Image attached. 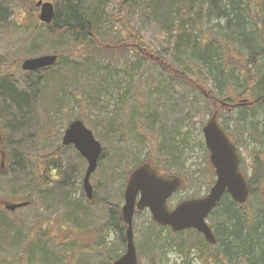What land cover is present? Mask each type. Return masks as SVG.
Returning <instances> with one entry per match:
<instances>
[{"label":"trees","instance_id":"16d2710c","mask_svg":"<svg viewBox=\"0 0 264 264\" xmlns=\"http://www.w3.org/2000/svg\"><path fill=\"white\" fill-rule=\"evenodd\" d=\"M12 1L14 0H0L2 27H5L12 19L9 6ZM18 2L23 16L28 19L34 14L35 9L31 10V8L35 0H18ZM64 3L63 7L56 8L50 25L38 23L34 27L37 38L24 49V53L29 55L37 51L36 42L42 47L48 43L44 40L46 38L66 39L64 47L52 48L53 54L57 56L54 66L32 73H26L20 69L18 78H12L11 73L0 70V120L2 127L6 130L0 136V186L4 183L11 187L13 194L20 193L25 202H30L31 199L39 196L45 204L46 212L50 209L51 212L59 213L56 206L58 201L60 203L63 200L61 204L67 208L66 216L76 219L77 211L81 212L87 226L89 217L86 216L90 206L106 208L109 219L99 231L119 228L118 238L124 250L125 226L121 220L118 205L110 204L112 202L107 198L97 196H94L93 201L85 200V205H81L78 202H71L70 191L61 182L56 186H47L48 180L46 176H43V171L52 175L58 174L63 165L62 163L57 165L58 162L55 159H58L64 147L59 144L52 153H46L39 158L42 164L34 167L39 174L36 181L31 179L33 165L24 149L27 146L26 142L35 144L36 137L43 133V126L47 128L43 136H46L49 127L53 128L55 123L65 127L66 123L72 119L70 115L74 109L72 104L79 101L81 111H78L75 117L73 116L74 120L80 119L83 123L86 119L90 123L96 122L98 126L103 127L102 132L99 130L96 133L98 136L101 134L113 139L119 133V137H116L117 141L125 144L123 147H118L119 150L116 153L120 156L116 161L112 158L113 156L108 157L105 149L103 150L98 166L100 167L103 161L112 162V166L105 169L107 173L101 185L103 190L104 187L114 185L115 180H118L120 176L124 181L122 187H125L126 179L133 169L149 161L159 171L174 172L182 177L189 174L185 171L186 168L183 167L181 160L182 148L177 147L173 136L166 133L162 126L156 130L158 120L155 112L145 114L144 109L141 113L140 109L144 107L141 102L143 95L137 90L138 86L134 85L130 89L131 84L134 83L133 75H136L139 70L149 69L145 67L146 62L156 64L155 66L161 67L165 74L168 73L169 83L173 80L181 81L189 88L188 92L197 91L200 98L205 101L208 115L218 110L220 127L235 144L237 153L240 155V170L246 176L250 187L249 199L246 203L239 205L225 195L210 214L208 223L216 238L214 245L207 244L201 235L193 230L174 233V235L183 238L182 240L185 236L189 238L188 249L198 246L202 252L201 257L208 264H264V196L262 193L264 191V0H64ZM113 3H116L115 7L110 6ZM29 5L31 7L28 9ZM129 12L139 15L141 22L147 23L148 28L157 33L163 45L159 54L162 58L168 56L169 63L164 65L158 53L152 48L143 47L141 38L131 40L130 37L129 42L132 48L144 49L138 53L144 59L136 55V60L130 66L131 81L125 82L123 92L116 98L118 107L111 112L112 116H110L105 107L101 106L102 91H107L108 87L94 76H90L88 81L91 82L87 83L81 79V75L86 76L90 73H87V67L91 63L96 66L98 72H107L110 76L109 68L106 66L101 68L98 64L99 59L95 60L91 57H99L106 53L104 50L111 49V54L120 50L122 46L115 45L118 44V39L113 36V27L121 22L123 29L120 27L119 30L129 33L131 29H125L126 24L122 21L123 16L128 15ZM113 37L115 43L112 46L113 42L111 43L108 39ZM151 54L160 59L155 61V58H151ZM147 57L151 61L145 59ZM14 62L21 64L16 60ZM0 65L2 68L9 69L2 57H0ZM112 69L116 71L115 67ZM160 77L150 78L149 86L151 88L152 85L156 86V81L161 79ZM136 82L140 86V80ZM172 97L175 100L176 95L173 94ZM179 100L184 102L180 97ZM222 103L225 104L224 107H221ZM118 111L123 115L117 113ZM136 114L139 116L138 120L135 118ZM124 118L128 123L136 120L137 134L142 137L137 143L146 145L147 148L148 142L153 143V146H156L153 147V151L157 159L149 153L144 156V159L132 158L130 151L132 148L128 146L129 142L125 136L126 134L129 136L130 132L124 121H120ZM51 123L52 125H49ZM153 134L156 137L152 136ZM149 136L152 137L146 140ZM158 137L159 142L155 144ZM2 140L7 141L8 145L11 144L10 151L1 145ZM199 144L207 152L205 146L202 143ZM245 144L252 146L249 150L250 166L245 165L239 152V149L246 146ZM1 152L5 154L3 166ZM206 159L205 177L213 174L208 158ZM160 164L162 167L159 166ZM173 164L178 166V170L174 171ZM99 167L97 170L100 169ZM36 170H34L35 174ZM69 172L78 174L76 166H72ZM79 173L77 176L81 178L82 170ZM69 178L67 175V180ZM61 179L60 177L59 180ZM14 188H17L16 192ZM56 216L55 219L52 217L48 219L56 221L52 223H57V229L66 230L62 223H66L68 218H64L63 212ZM42 218V214L35 215L38 224L24 235L18 231V226L15 227L13 222L5 218L0 210V231L2 230L3 236L0 237L6 238V245L15 249L20 244H24L20 252L22 257H19L17 264L23 263L25 255L29 259L34 253L38 256L36 264H60L55 259L56 253L47 248L48 233L43 232L37 237L31 236L38 229L40 230ZM152 225L157 227L154 223ZM28 229L30 230L29 226ZM169 232L172 233L170 230ZM66 240L68 242L69 238ZM185 241L179 242L183 250ZM163 246L171 245L162 242L155 228L149 227L144 237V246L137 251L139 264H143V260L149 262L147 264H161L160 254ZM2 247L0 246V253ZM183 250L181 252L185 256L187 250ZM103 255L102 264H112L120 256L115 249L107 250ZM1 256L0 264H2ZM74 259L76 264H89L87 261ZM28 264H34V262L28 261Z\"/></svg>","mask_w":264,"mask_h":264},{"label":"rangeland","instance_id":"374dc122","mask_svg":"<svg viewBox=\"0 0 264 264\" xmlns=\"http://www.w3.org/2000/svg\"><path fill=\"white\" fill-rule=\"evenodd\" d=\"M38 1V0H35ZM47 1L49 3H52L55 5V9L63 7L64 0H43ZM116 3L110 4L111 7H115ZM10 13L12 19L9 20L7 25L5 27H2L0 25V57L4 58V60L7 62L9 69L2 68L0 65V70H2L5 73H11L13 76L12 78H18L20 76V65L16 64L14 61L20 63V60L22 59H31L34 57H41L42 55H52L53 54V47H59L62 48L65 46V43L67 42L66 39H58V38H46L44 39L46 44H44L42 47L38 42H36L37 51L35 53H31L29 55H26L24 53V49L29 46L31 41L33 39H36L37 33L34 31V27L38 25V18L37 14L39 13V10L34 5L31 10H34V14L32 16H29L28 19L23 16L20 12V5L18 0L12 1L10 4ZM31 6L29 5L28 9ZM9 19V18H8ZM7 19V20H8ZM123 24L125 29H131V31L123 32L122 30H119L120 27L123 29L121 22L118 24H115L113 27V36L118 39V46H122L120 50H118L117 53L111 54L110 50H104L102 55H99V57L92 59H99L98 64L101 65V68H109L110 76H108L107 72L100 73L98 72L97 68L93 64H89L87 67V73L90 72L88 75L84 76L81 75V79L87 83L91 82L88 81L90 79V76H94L97 79L103 81L102 83L104 86L108 87L107 91H102L101 94V102L103 101L102 105L105 107V110L109 112L110 116H112L111 112L115 110L118 105L116 103L117 96L122 93L125 82H130V75H131V64L136 60V55L142 59H144L142 56H140L138 53L140 51H143L139 48V50L132 48L130 45L131 42H129L130 37L132 39H142V44H144L143 47H146V49L152 48L154 52L158 53L162 50V42L158 39L157 33L155 31H152L148 28L147 23L141 22V18L139 15H135L134 13L129 12L128 15L123 16ZM136 33V34H135ZM138 34V35H137ZM114 37L110 40L112 43L114 40ZM129 42V43H128ZM115 42L112 43V46ZM128 45V46H127ZM62 46V47H60ZM111 46V45H109ZM127 47V48H126ZM108 49V47H107ZM160 55V54H159ZM151 58H155L156 60H159L160 58L156 55L152 54L150 55ZM161 57V55H160ZM90 58V59H91ZM162 58V57H161ZM151 61L149 57L145 58ZM163 59V60H162ZM160 59L164 65L169 63L168 56ZM159 64V63H158ZM156 65V64H155ZM154 64H150L148 62L145 63V67H148L149 69L139 70L137 72V76L133 75L132 79L134 80V83L131 84L132 89L135 86H138V89L142 95L143 98L141 99L143 102V108L140 109L141 113L145 109L146 113H152L155 112L157 115L158 120V126L156 130L160 129L161 126L163 129H165L166 133H169L173 136L174 142L177 145V147L182 148V152L180 153L183 167L186 168L185 171H188L189 174H185L184 177L188 181V188L185 189L183 192H179L172 196L171 199H169L167 202L168 209H173L176 205H178L180 202L184 201L185 199H195L197 197H204L209 192V188L215 181V177L213 174H210L209 176L205 177L204 169L206 168V158H208L207 152H205L201 146L203 144V134L201 133V129L203 127V124H205L209 118L210 115H208V110H206L205 101L204 99L200 98V94H198L197 91L189 90L188 87H186L183 82L175 81L173 80L172 83H169L168 81L170 78H168V73L165 74L161 67L155 66ZM113 67H115L116 71H113ZM22 71V70H21ZM96 73H98L96 75ZM15 75V76H14ZM150 76V77H149ZM158 76H161L158 81H156V86L152 85V88L149 86L150 78L156 79ZM169 79V80H168ZM136 80H140V86L136 82ZM82 82V81H81ZM151 82V81H150ZM121 85V87H117ZM169 86L170 89L168 88ZM156 87V88H154ZM151 88V92L150 89ZM134 90V89H133ZM131 91V90H130ZM132 92V91H131ZM150 92V93H149ZM173 94L176 95L175 100L173 99ZM179 97L184 100V102H181L179 100ZM176 101V102H175ZM129 102V100H128ZM193 102V103H191ZM79 101H76L73 103V112L70 113L72 116V119L75 117V115L78 113V111H81V107L79 106ZM132 103V102H130ZM102 107V108H103ZM117 113H121V116L123 115L122 112L118 111ZM74 116V117H73ZM136 120L139 119V116L135 115ZM69 120L68 123H66V126H61L60 124H54L53 128L52 126L49 127L46 136H43L42 134L45 133L47 130L46 127H42V134L40 133L36 137L35 144L30 142L27 144L26 142V148L24 149L25 154H27L31 159V163L33 165V174L32 180L36 181L37 178H39V174L37 170L34 167H39L42 162L39 160L40 157L46 155V153H52L57 146L61 143L62 135L64 131L67 129V126L70 122L73 120ZM127 119H122L120 121H124L123 123L127 125L128 132H130L129 136L126 134V138L128 140V146L132 149L130 150L132 153L133 159H144V156L149 153V155H152L155 159H157L156 153L153 151L156 146H153V143L148 142L147 145L149 147L147 148L146 145H140L137 143L139 141L140 135L137 134V125L136 120H132L131 123H128L126 121ZM85 126L89 130H91L94 134V137L100 142L101 146L105 149V153L108 154V157H112L115 161L120 156L116 152L119 150V146H125L123 142H118L116 137H119V133L114 136L115 138L111 139V137H106L105 135H97L96 133L100 130L102 132L103 127L98 126L96 122L90 123L86 119L84 121ZM130 124V125H128ZM49 125H52L49 124ZM48 125V126H49ZM95 126L94 128L92 126ZM136 125V126H135ZM96 129V130H95ZM6 130L2 127L1 120H0V136H2L3 133H5ZM146 133V131H145ZM155 136L156 135H152ZM152 136H149L146 138V140ZM38 138V139H37ZM158 139H156V143L158 144ZM2 144L4 148L8 151H10L9 147H11V144L8 145V142L2 140ZM127 142V141H126ZM125 142V143H126ZM246 146L239 149L240 154L242 155V159L245 163V165L250 166V153L249 150L252 148L251 145L245 144ZM205 146V144H203ZM154 147V148H153ZM45 148V150L43 149ZM207 156V157H206ZM64 158V161H63ZM58 160L62 161V168L59 170L57 175H52L50 173H44L43 176L47 177L48 182L50 180L52 183L48 184V187L56 186V182L59 181L60 177L63 178L64 174H66L70 177L68 182V189L70 191V200L71 202H78L79 204H84L87 201L86 197L83 196L80 192V186H81V179L84 174V169L86 167V162L80 157L78 158L77 154L74 152V150L67 151H61V155L58 157ZM114 161V162H115ZM65 162V163H64ZM100 164V163H99ZM169 165V164H167ZM175 164L172 165V167ZM72 166H76V171H78V174H74L72 172H69L70 168ZM112 162L103 161L100 165V169L95 171L91 178L90 183L92 184L93 188V194L97 196L98 198H107L110 202V204H114L115 206L118 205L119 210L124 205L123 204V189L122 184L124 185V181L122 180L121 176L118 178V180H115L114 185H110L107 188L104 187V190L102 188V180H104L107 171L105 170L107 167H111ZM159 166L162 167L160 164ZM168 167V166H167ZM177 167V168H176ZM36 170V174L34 172ZM44 170V168L42 169ZM82 170V176L81 178L78 177L80 171ZM178 170V166H174V171ZM165 172V171H164ZM174 173V172H173ZM249 174V173H247ZM204 176V177H203ZM5 180V179H4ZM34 184V182H33ZM15 187V186H14ZM17 191V188H14V192ZM264 196V191H262ZM37 195V193H34ZM62 199V198H61ZM86 200V201H85ZM100 200V199H99ZM25 201L24 197L18 193L13 194V190L11 187L5 185L4 183L0 186V210L3 212V215L7 220H10L14 223L15 227L18 226V231L22 232L24 235H27L29 231H31L32 227H35V225L38 224V220L35 219V215L42 214L41 225L40 230L38 229L36 232H34L31 236H38L39 234L48 233L46 235L49 239L47 242V248L49 251H53L56 253L55 258L58 263L60 264H76L75 261L77 258L78 261H87L89 264H102V260L104 258L103 253L107 250H117V253L121 256L124 254L125 249L123 250L121 247L119 236V228L117 229H107L104 230V232H101V226L106 223V221L109 219L108 211L106 208L104 209L102 206L92 207L88 209L87 218L89 217L87 223L88 226L85 224L84 217L81 215V212H78L77 218H73V221L76 223V226L71 221L72 219L68 218L66 216L67 208L62 203L63 200L59 203L58 201V210L59 213L51 212L49 209V212L45 211V207L43 202L41 201L40 197L37 196L36 198H33L30 200V204L27 205L24 208H19L15 210V212L10 213L5 211L3 209V203L9 202V203H15V202H23ZM100 203H98L99 205ZM63 212L64 218H68L66 220V223H62L65 225V228L67 227H73L77 231L76 233H69L67 230H60L56 228V224H53L54 220H49L48 218L55 219L57 216L60 215ZM51 213H53L51 215ZM50 214V215H49ZM56 214V215H55ZM49 215V216H48ZM48 216V217H46ZM66 216V217H65ZM46 217V218H45ZM86 219V218H85ZM51 222V224H49ZM53 222V223H52ZM29 226L30 230L28 229ZM68 223V224H67ZM69 224H73L72 226ZM151 220V214L148 213V211H140L138 214H135L132 222L133 230H134V244L137 251L143 248L144 246V237L147 235V229L149 227H154L155 231L160 236L161 241L169 243L171 246H163L162 252L160 254L161 264H208V262L204 261L202 256V252L200 251V248L197 247H189V238L185 236L184 240L183 238H178L174 234L170 233L168 228H162L155 227L152 225ZM22 225L23 227H21ZM83 225V228H82ZM75 226V227H74ZM78 227V228H76ZM2 229V228H1ZM2 231V230H1ZM0 231V236H2V232ZM3 237V236H2ZM27 237V236H26ZM66 238H69V241L67 242ZM202 238V236H201ZM203 239V238H202ZM6 238L0 237V246L2 247V251L0 253L2 264H17V260L19 257H22V253H20L23 249L24 244H20L17 249L9 247L6 245L7 240ZM186 240V241H185ZM180 241H185L184 243V250H187L186 255L181 252L182 246L179 245ZM103 242V243H102ZM24 243V242H23ZM183 250V251H184ZM214 250V249H213ZM16 251V253H14ZM16 254V255H15ZM138 254V253H137ZM140 256V254H139ZM37 255L34 253V255L30 256L28 259V256H24V260L22 264H28V261L34 262L36 264ZM141 257V256H140ZM137 255V260H138ZM72 260V262H71ZM139 263V260H138ZM146 260H143V264H147Z\"/></svg>","mask_w":264,"mask_h":264},{"label":"water","instance_id":"95a60500","mask_svg":"<svg viewBox=\"0 0 264 264\" xmlns=\"http://www.w3.org/2000/svg\"><path fill=\"white\" fill-rule=\"evenodd\" d=\"M35 5L39 9L37 15L39 22L50 25L55 16L54 5L42 0L37 1ZM56 59L57 56L53 54L21 60V69L24 72L43 70V68L54 66ZM221 106L224 107L225 104L222 103ZM217 115L218 112L215 111L201 130L203 142L210 155L209 163L216 177L209 193L204 198L184 200L169 211L166 201L173 194L182 192L186 188V179L175 174L159 175L149 163L137 167L126 180L123 192L124 205L120 212L121 219L126 226L124 233L126 250L113 264H138L132 226L135 211L148 210L156 225L169 227L172 232L193 229L203 235L206 243L214 245L216 238L206 220L212 210L218 206L221 198L228 195L239 205L247 202L250 187L239 169V154L236 152L234 143L220 128ZM62 145H72L74 150L86 160L87 168L82 183L87 199L91 200L93 189L89 179L95 172L103 152L99 142L93 137L91 130L85 127L80 120H75L69 123L64 131ZM1 156L3 162L4 153ZM27 204L28 202L15 205L5 203L4 209L14 212L18 208L26 207Z\"/></svg>","mask_w":264,"mask_h":264},{"label":"flooded vegetation","instance_id":"af4514ba","mask_svg":"<svg viewBox=\"0 0 264 264\" xmlns=\"http://www.w3.org/2000/svg\"><path fill=\"white\" fill-rule=\"evenodd\" d=\"M63 147H64V146H63ZM63 150L69 152L70 150H73V148H72V146H67V147H64L61 151H63ZM77 156H78V158L80 159L81 156H79L78 154H77ZM81 158H82V157H81ZM83 160H84V159H83ZM55 161L58 162L57 165L61 164V162H62V161H60V160H58V159H55ZM63 161H64V158H63ZM84 161H85V160H84ZM49 162H50V161H49ZM85 162H86V161H85ZM149 162H150V161H149ZM50 163H51V162H50ZM64 163H65V162H64ZM150 164H151V163H150ZM86 165H87V162H86ZM51 166H52V165H51ZM151 168L155 169L152 165H151ZM155 170L158 172L159 175H163V176H167V175H171V174H172V173L169 174V173L164 172V171H161V170L159 171V170H157V169H155ZM53 175H56V174H53ZM84 175H85V169H84L83 177H84ZM83 177H82V179H83ZM82 179H81V182H82ZM59 182H61L62 184H64L65 186L68 187V185H69L68 182H69V181L67 180L66 174H64L63 178H62L61 180L57 181L56 184H58ZM50 183H52L51 180H50V182L47 183V185L50 184ZM50 185H51V184H50ZM80 192H81V194H83V196L86 197V195L84 194L83 189H82V183H81V186H80ZM94 196H95V194H94ZM136 213H137V212H136ZM136 213H135V214H136ZM137 214H138V213H137ZM71 221H72V222L74 223V225L76 226V223L73 221V219H72ZM67 224H68V223H67ZM69 225H71V224H69ZM72 225H73V224H72ZM72 225H71V226H72ZM56 226H58V225H56ZM75 226H74V227H75ZM65 229H66V228H65ZM66 230H67V232H69V233H71V234H72V233H76V231H77V230H76L75 228H73V227H67ZM76 234H77V233H76Z\"/></svg>","mask_w":264,"mask_h":264}]
</instances>
